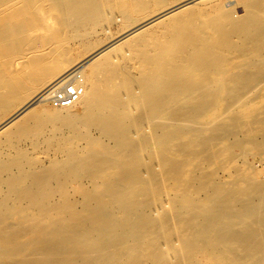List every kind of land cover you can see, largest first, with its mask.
<instances>
[{"label": "bare ground", "instance_id": "bare-ground-1", "mask_svg": "<svg viewBox=\"0 0 264 264\" xmlns=\"http://www.w3.org/2000/svg\"><path fill=\"white\" fill-rule=\"evenodd\" d=\"M235 1L0 0V264H264V171L233 165L264 155V0Z\"/></svg>", "mask_w": 264, "mask_h": 264}, {"label": "rangeland", "instance_id": "rangeland-1", "mask_svg": "<svg viewBox=\"0 0 264 264\" xmlns=\"http://www.w3.org/2000/svg\"><path fill=\"white\" fill-rule=\"evenodd\" d=\"M224 2H225V4L228 5V6H226V8L230 9V11H232L234 16H240L244 13L243 12L244 11L243 5L237 4L235 0H224ZM203 3L207 4V3H209V1H204ZM228 3H230V5ZM114 19L115 18L113 17V14H109L108 16H105L104 21H103L104 23L102 25H99L96 28L95 34L89 39V42H92L94 45H99L101 43H105L108 35L120 31L121 30V24L114 21ZM107 29L109 30V34L105 31ZM55 40L56 39H55L54 35L47 34V35H45V38H43V40L41 42H38L36 44V48L42 50L44 48L49 47V49H50V48L55 46ZM49 41H51V42H49ZM47 42H49V44H47ZM83 42L84 41L82 39L73 38V36H71V38H69V41L67 40V42H66V49L80 48V46ZM18 60H19V62H18ZM21 62H22V60L17 59L15 64L20 66ZM263 84H264V82H263ZM79 106H80V104L76 105L74 108H72V110L77 112L78 109L80 110ZM42 108L52 110L51 108H53V107H51L47 103H41L40 105L37 106L36 110H41ZM240 138H242V136ZM234 164L236 166H240V165L244 164L245 166H248L253 172H259V171L261 172V171H264V155L257 157L251 153L243 154V153H240V151L238 149H236L235 150V160L233 162V165ZM261 175L264 178V172ZM220 176L223 177V173H221Z\"/></svg>", "mask_w": 264, "mask_h": 264}, {"label": "built area", "instance_id": "built-area-1", "mask_svg": "<svg viewBox=\"0 0 264 264\" xmlns=\"http://www.w3.org/2000/svg\"><path fill=\"white\" fill-rule=\"evenodd\" d=\"M84 93L83 68L77 65L50 83L40 97L43 102L61 108L76 104Z\"/></svg>", "mask_w": 264, "mask_h": 264}]
</instances>
